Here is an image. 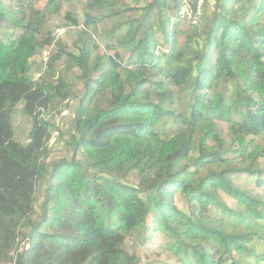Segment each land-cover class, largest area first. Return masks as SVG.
<instances>
[{"label":"trees","instance_id":"16d2710c","mask_svg":"<svg viewBox=\"0 0 264 264\" xmlns=\"http://www.w3.org/2000/svg\"><path fill=\"white\" fill-rule=\"evenodd\" d=\"M40 1L0 0L13 32L0 36V264H264V0H214L189 31L172 21L182 0H87L83 20L65 14L82 28L73 48L44 31L62 0ZM112 17L101 54L93 34ZM74 70L84 92L60 135L70 155L53 158ZM130 236L155 256L129 250Z\"/></svg>","mask_w":264,"mask_h":264},{"label":"rangeland","instance_id":"374dc122","mask_svg":"<svg viewBox=\"0 0 264 264\" xmlns=\"http://www.w3.org/2000/svg\"><path fill=\"white\" fill-rule=\"evenodd\" d=\"M47 1L48 0H41L39 2V5L43 7L47 3ZM86 1L87 0H72V1L62 0L58 8V12L50 16L49 20L46 23V28L44 29V31H51L53 33L54 42L64 43L70 48L74 47L73 42L76 39L77 34L80 32L82 28L74 26L71 21L65 18V14L67 11H69L73 14V16H77L79 19L83 20L84 13L86 12V6H85ZM205 4H204V6H206L205 12L209 13L214 5V0H209L207 1V3L205 0ZM134 5H135L134 7H136L137 4H134ZM107 9L108 8L99 9L97 12L100 13V12L105 11L106 13H108L109 10ZM139 10H140L139 8H135L134 10H129L123 19L130 21L131 19L137 17L140 14L141 11L139 12ZM119 20H121L119 17H112L108 19L103 24H101L102 25L101 27L102 28L104 27V28L102 29L100 27L99 32L93 34L94 38L97 39L101 45L99 48V53L102 54L105 51L104 46H103L105 43V34L103 30L111 27L113 24H115ZM178 21H179L178 29H181L182 31H189L190 29H192V24L190 22L186 20H178ZM128 26H129L128 24H125L119 30V34H125L128 31ZM10 27L11 26H8L6 23H1L0 24V36L4 37L5 35H8L10 33L12 34L13 32H11ZM201 27L204 28L205 26L203 25ZM60 28H65V31L61 34L57 32V29H60ZM18 34H19V30H16L14 32V35H18ZM101 35L103 37H101ZM186 37L187 35L180 34L181 47L185 46ZM159 38L161 39L160 34H159ZM54 52H55V46L53 47L51 51V55H53ZM32 64H33V67L30 72V76L37 79L36 74L39 73L41 74V77H42V75H44V73L46 72L47 64H46V61H44L43 59L41 50L38 51L37 55L32 60ZM62 66L64 67L63 59L59 61V63L57 64V68H61ZM76 75H77L76 70H74L71 74L68 75L69 81L72 83H75L73 87L74 92H73V95H71L67 100H64L62 102L61 104L62 107L60 108L62 110L60 112L59 111L56 112L57 114L55 115V118H54V123H53L54 127L52 131L53 136H52V140L50 143L51 148H52L53 158L70 155V151L67 152L68 147H67L66 141L65 139H62L60 135H61V131H66V130H70V132L73 131V118L75 114V109L77 108L78 97H80L84 92L83 84L76 79ZM179 107L182 108L181 103H179ZM64 109H68V113H66V115L63 114ZM53 114H54L53 111L45 110V112L43 113V117L49 118L50 115H53ZM14 122H15V130H16V134H17V138L19 142L27 143L29 140L31 119L23 112L22 105H19L17 107L16 112L14 113ZM171 127L174 129L177 126L174 127V125L171 124ZM55 131H58L57 135L56 134L54 135ZM223 137L228 139V143L231 142L229 135L226 134ZM262 167L264 168V159H262ZM256 180H257L256 175L254 176L252 175L250 177H248L247 175H244L239 178V184L242 186L248 185L250 187L255 188ZM258 190L260 192H264V186L258 188ZM41 197H42V192L39 190L37 193V198L41 199ZM216 213H217V210L214 207H210V214L214 216L216 215ZM154 239L159 242V245H161L165 240L163 236L158 235V234L155 235ZM127 241L129 242L128 244L129 250L138 252L145 259L148 258L149 260V258L151 259L155 256L154 252L156 250L154 251L155 246H153L152 244L150 243H148L147 245L142 244L140 240L135 239L133 236H130L127 239ZM23 245L24 243L22 242L21 247Z\"/></svg>","mask_w":264,"mask_h":264},{"label":"built area","instance_id":"2783aa9c","mask_svg":"<svg viewBox=\"0 0 264 264\" xmlns=\"http://www.w3.org/2000/svg\"><path fill=\"white\" fill-rule=\"evenodd\" d=\"M204 4L205 0H182L178 15L173 16L172 21L186 20L192 25L198 24L204 12ZM64 31L65 28L57 29V32L60 34ZM52 49L53 45L45 47V49L42 51L43 59L46 61V64H48L50 60ZM36 76L38 79L41 77V74L37 73ZM66 113H68V109H64L63 114L66 115ZM55 134L57 135L58 131H55L54 135Z\"/></svg>","mask_w":264,"mask_h":264}]
</instances>
